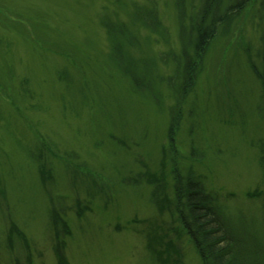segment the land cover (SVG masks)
<instances>
[{"label":"rangeland","instance_id":"obj_1","mask_svg":"<svg viewBox=\"0 0 264 264\" xmlns=\"http://www.w3.org/2000/svg\"><path fill=\"white\" fill-rule=\"evenodd\" d=\"M217 19L182 99L184 60ZM253 67L264 74V0H0V264H159L151 234L202 264L174 211L177 175L264 243Z\"/></svg>","mask_w":264,"mask_h":264},{"label":"trees","instance_id":"obj_2","mask_svg":"<svg viewBox=\"0 0 264 264\" xmlns=\"http://www.w3.org/2000/svg\"><path fill=\"white\" fill-rule=\"evenodd\" d=\"M243 4L236 7L237 12L241 11ZM233 10V8H232ZM149 23H153L151 17ZM223 24L221 19H217L208 29L200 27L197 33V43L195 45L194 59L184 60L186 67L182 72V86L177 90L182 99H185L194 89L199 68L202 67L204 56L209 48L211 41L215 38L218 30V25ZM114 35L120 34L123 30L120 27L112 26L110 28ZM115 50L117 49V42ZM254 68V67H253ZM180 69H182L180 67ZM256 77L263 82L264 74L254 68ZM140 83V81L138 82ZM139 86V85H138ZM181 113L178 114L180 118ZM177 117V115H175ZM177 131L176 119L173 120L170 128V145L175 147L174 134ZM264 160V158H263ZM175 214L185 233L193 243L198 252L202 264H264V243H261L255 236H247L244 233H237L234 227L227 223L219 211L215 197L209 194L204 184L195 178H184L177 175L175 178ZM152 184V183H150ZM153 186H156L154 184ZM155 192H156V188ZM158 200L157 193L154 195ZM160 211H165L161 201H157ZM65 223V222H64ZM65 229L63 233L70 234L66 223L63 224ZM159 227V226H158ZM162 226L160 225L159 228ZM57 227V231H58ZM58 238L61 231H58ZM174 233L176 231L174 230ZM148 248L153 252L154 257L159 264H182L181 249L174 245L172 241L161 242L154 234L148 237ZM64 247L62 242L61 247Z\"/></svg>","mask_w":264,"mask_h":264}]
</instances>
